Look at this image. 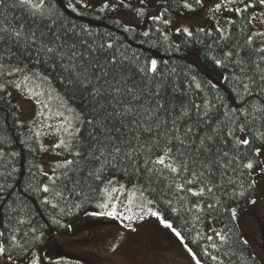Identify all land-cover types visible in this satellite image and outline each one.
<instances>
[{
	"label": "snow or ice",
	"instance_id": "6c2138e0",
	"mask_svg": "<svg viewBox=\"0 0 264 264\" xmlns=\"http://www.w3.org/2000/svg\"><path fill=\"white\" fill-rule=\"evenodd\" d=\"M8 9L20 14L8 20ZM65 10L150 21L139 33L119 16L114 26L169 53L202 52L220 85L191 65L165 75L156 58ZM192 17L203 23L193 27ZM0 108L33 156L25 192L47 213L41 223L13 191L20 153L0 125V264H45V229L70 227L63 218L81 210L132 233L155 220L190 264H264V252L237 256L232 246L249 241L233 240L227 224L196 231L192 243L208 242L199 253L184 235L236 221L241 200L264 201V0H0ZM45 155L47 165L36 162ZM189 216L184 229L170 218L187 226Z\"/></svg>",
	"mask_w": 264,
	"mask_h": 264
},
{
	"label": "rangeland",
	"instance_id": "374dc122",
	"mask_svg": "<svg viewBox=\"0 0 264 264\" xmlns=\"http://www.w3.org/2000/svg\"><path fill=\"white\" fill-rule=\"evenodd\" d=\"M118 16L141 31L150 25V21L136 25L134 16L127 10H118ZM201 23L203 17L191 18L193 27ZM189 58L211 82L220 85L218 72L205 64L196 51L189 52ZM22 107L27 110V105ZM48 163L49 158L45 155L44 165ZM48 170L45 166V171ZM96 221H105V224L96 226ZM237 222L253 253L264 252V201L238 208ZM137 227L138 231L132 233L118 221L86 216L72 223L70 234H55L41 255L46 257V264H54L55 261L61 264H190L184 248L155 220H146ZM101 236L109 240L107 244L96 241Z\"/></svg>",
	"mask_w": 264,
	"mask_h": 264
},
{
	"label": "trees",
	"instance_id": "16d2710c",
	"mask_svg": "<svg viewBox=\"0 0 264 264\" xmlns=\"http://www.w3.org/2000/svg\"><path fill=\"white\" fill-rule=\"evenodd\" d=\"M10 2L11 0H9V3ZM135 2L136 0H133V3ZM5 14L8 20H12L13 16H18L20 13L18 10L8 9L6 10ZM65 15L68 16L72 22L77 23V24L87 25L93 31H99L101 33H108V32L115 33L127 45L131 46L132 51H135L138 54H140L142 58H156L158 61H160L161 71L165 75H167V72L169 71L170 68H175L177 72H179L182 68L185 67V65H191L193 66L194 72L197 74L198 78L201 81L211 82L207 78V76L203 73L201 68L191 62L189 58V52L195 51V49L193 48L183 49L179 54H176V53L166 52L163 46L157 47L155 45L149 46V45L141 44L137 41L136 38L130 39L128 33H121L119 29H117L114 26V18H116V13L89 14V15H84V16H76L70 10H65ZM192 18H197V17H192ZM136 31L137 33L141 32V30L139 29H136ZM172 39L179 41L180 38L173 36ZM200 47L202 46L201 45L195 46V48L197 49ZM197 53L201 56L205 64L212 66L209 61L205 60L202 52H197ZM164 61H167L168 63L164 64L163 63ZM77 103H79V101H77ZM0 125L3 126V128L6 130V133L11 137V140L13 141L12 146H11L12 150L20 153V156L18 157L16 161L19 171L15 174V178L12 181V183L14 184L13 191L20 194V196L24 199V202L28 205L29 209L33 212L34 215L39 213V215H37L36 218L41 223H43L47 216V213L42 211L44 206L39 203V200L36 198L35 195L25 192V188L27 187L29 183V173H28L29 162L33 160V156L31 153L27 152L24 145L20 143V138L18 136L16 128L13 125L11 116L8 114L7 110L3 108H0ZM35 159H36V162L44 164V158L41 159L40 156H37ZM257 197H258V193H253L251 195V198L253 199H257ZM244 205H248V203L241 200L239 201L238 205H234V206H237V208H241ZM89 210L91 209L89 208ZM86 216L87 215L84 214V211L81 210L77 214L64 217L63 219H64V222L67 225H70L71 227L72 223L78 220H81ZM170 218H172L174 224L178 228H181V229H184L185 227L191 228V225L195 223L191 219L190 216H189V224L187 226L184 224V221L182 219H179L176 217H170ZM101 224L102 225L105 224V221L104 222L96 221V224L94 225L98 226ZM223 224H227L228 227L232 229L231 234H232L233 240L246 239L237 220L229 221L226 216L220 222L213 221V224L211 225L208 224L206 221L202 224H196L194 230L185 231L184 235L186 236V239L188 240L189 246L199 253L202 247L208 246V242L202 240L200 241L199 246L197 244L192 243L191 240H192V237L195 236L196 231H200L201 233L207 232L210 227L214 226L218 229L222 227ZM70 227L57 229L55 226L50 225L47 229H45L46 233H48V236H47L46 243L41 246L42 251L40 252V255L46 249V247L48 246L49 242L51 241L52 237L55 234L68 235L71 233ZM96 241H100V243L102 244H107L109 240L101 236V239H96ZM232 247L236 251L237 256L241 254L248 255L249 253H253L250 244L248 246H243V247L240 246L239 244H234ZM202 259H204L205 264H212V262L209 259L204 258V257H202ZM232 259L233 261H235V264H240L239 260L236 257H233ZM45 264H46V261H45ZM225 264H228L227 259H225Z\"/></svg>",
	"mask_w": 264,
	"mask_h": 264
}]
</instances>
